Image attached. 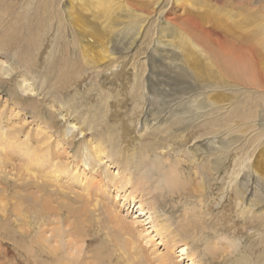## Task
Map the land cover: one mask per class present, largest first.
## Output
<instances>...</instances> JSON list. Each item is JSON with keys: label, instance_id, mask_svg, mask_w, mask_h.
<instances>
[{"label": "rangeland", "instance_id": "374dc122", "mask_svg": "<svg viewBox=\"0 0 264 264\" xmlns=\"http://www.w3.org/2000/svg\"><path fill=\"white\" fill-rule=\"evenodd\" d=\"M70 1L7 0L5 2L3 0L0 2L2 7L7 9L1 13L0 30L7 29L12 32L14 28L20 29V32L17 31V36L22 35L23 38H27L25 30L36 29L38 30L37 43L39 46L36 47L33 40L32 46L26 54L20 53L19 49H15L16 52L13 51L11 46H3L5 48L0 49V120H3V117L6 119L7 115H10V111H17V117L14 118L10 115L11 120H7L6 124L18 126L21 129V138L27 131L28 138L32 134L36 135L38 139L41 136V131H46L48 135H51L48 142H53L54 139L62 141L61 136L65 133L67 138L62 142L64 144L71 140L74 142L68 154L70 157L68 161L75 159L77 163V165H73L72 169L83 171L88 177H95L85 180L91 183L89 186H79V184L70 186L69 189L73 190V193L64 187L60 192V194L70 192L69 195L75 199H71L66 194L62 195L75 201L76 204H71L73 207L87 206L88 212L81 217L83 221L79 225V231L73 230V218L65 219L64 210L60 214L62 217L48 221V225H50L48 228H53L54 232L59 234L63 229H72V235H64L63 240H74L77 244L83 245L81 249L85 251L82 253L85 258L83 259L82 255L79 257L80 261L84 260L86 264H93L100 260L99 258L95 259L96 256L92 252L94 249L100 248L101 244H104L101 253L105 256L102 257L103 262L100 264H207L202 253L207 251L208 246H212L217 251V256L223 253L218 258L219 260L217 259L218 261L214 259L213 262L217 264H264V249L261 250L264 248L262 243V241L264 242V87L258 89L254 87V85L256 88L264 86V61L261 62L260 59L264 60V34L261 31L262 28H259L260 23L264 25V0H241L242 2L240 0H221L223 2L219 0H178L176 3L174 0H161L158 7L154 5L156 0H112L114 6L116 5L114 17L117 18V26L114 24L115 22L108 24V20H104L102 14L93 12L95 10L92 13L88 9V6L89 8L96 7L94 1L72 0L74 5L72 4V10H69ZM235 2H240L242 5L238 4L240 5L238 6ZM151 6H154L155 9L151 10L153 9ZM162 6H165V9L159 16ZM232 6L233 8H231ZM8 7L11 8L10 11ZM193 8L194 10H192ZM169 9L170 13L166 15ZM223 9L226 10L223 11ZM190 10H192L191 13H189ZM70 11L73 12L71 15L77 19L71 20ZM146 11L150 13L148 14ZM235 12L239 14V17ZM192 13L194 16L196 14V17L199 14L196 19L199 18V23L203 26L216 29L218 33L219 30H224V35L221 32V36L224 38L225 36L230 38L229 32L234 42L236 39L240 40L236 36H242L241 38L244 39V37L262 35H260L262 39L260 43L263 45L255 43V57L257 56L261 62L257 63L258 67L261 66L263 69L261 68L259 73H256L257 70H255L249 90L233 86L226 81L225 77H220L223 72L210 64L208 56L211 59V55L208 51L206 53L205 50H202V52H191V54L189 48L178 41L177 34H180L178 31L181 30H177L175 27L179 28L180 24L185 26L186 19L184 17H190ZM205 13L207 14L205 15ZM140 14L142 16L137 18L139 20L136 23L135 16H140ZM214 14L215 16L217 14L219 20L217 17L214 18ZM194 16L193 19H195ZM163 17H169L170 25L164 23ZM7 18L10 20L9 25L5 24ZM172 20L175 23H172ZM178 20H182V22L175 26L176 21L179 23ZM127 21L131 23H127ZM144 21L145 23L142 25L141 22ZM208 21L213 23V27L209 26L211 22ZM139 22L142 26L138 27L136 32L135 29H131L134 32L131 30L127 32L126 30L129 28H124L125 25L132 24L139 26ZM118 27L119 32L115 31L118 30ZM121 31L123 34L120 33ZM137 32H139L138 35ZM132 36L136 37L132 39ZM97 37L106 40V43L103 40L99 41ZM3 40L1 39L0 43ZM164 41L166 42L164 43ZM203 42L201 39V47H204L201 45L204 43L208 46L206 42ZM239 42H244V40ZM252 42H246V44ZM155 44L156 47H154ZM100 46L102 49L109 47V52L113 54L105 58L103 63L100 62L97 67H90L83 50L87 48L85 52L90 53L88 55L97 60V57L102 54L97 51L101 52ZM58 47L65 53L69 52L68 59L70 58L76 63L75 58H77L83 68L87 69L79 72L78 81L64 88L61 94L60 88L57 86V90L56 84L54 85L55 81L51 78L52 73L50 76L48 74L50 72L49 64L58 52ZM188 55L189 58L185 60ZM48 56L52 57L51 60ZM68 59L65 60L64 68L66 65L72 64ZM54 60L53 63L57 65L56 61H59ZM211 60L215 61L213 57ZM194 61L202 66L199 76L192 65ZM172 64L175 70L172 68ZM155 65L156 67H154ZM73 68V65L71 68L68 67L69 74ZM153 69L156 70L151 71ZM185 71H188L189 75L195 74L196 77H188ZM7 73L8 75H4ZM249 76L250 74L247 73L244 78ZM254 78H257L258 81L256 82ZM218 82L223 84V87L226 86L224 87L226 89L222 87L223 90H218L220 91L218 92L220 93L219 97L216 96V92L210 94L211 100H214L211 103L213 107H206V103L204 106L207 110L210 108L211 111L199 109L200 101L205 99L203 98L205 96L195 95V93H200L196 86ZM242 82L245 83L243 80ZM21 84L31 88V91H22V88L19 87ZM140 88L142 89L140 90ZM182 88H189V93L180 95L178 89ZM153 90H155V96L152 94ZM188 107L194 108L193 113H197L194 116L198 117L188 123L177 122L176 116L180 112L188 110ZM207 113L209 114L206 115ZM247 113H251L250 116L247 117ZM243 114L248 119L246 117L242 119ZM184 115L189 116L190 113ZM145 118L149 119L150 124L154 123L153 126H158V132L153 135L151 132L143 133L145 132V127H143ZM107 122L108 124H106ZM164 122L166 126L163 125ZM222 124H225L224 128H221ZM38 127H43V129L40 130ZM218 127L220 128L218 129ZM202 128L205 131L204 135ZM213 136L225 142L231 138L236 141L230 142L232 145L228 146L227 151L216 154L206 151L205 159L202 158V155L191 159L189 152L199 146L206 149L204 144H207V141H210ZM99 142L107 150L106 154L101 156L100 162L96 164L92 159L87 165L84 161L77 159L80 155L84 158L85 150L83 148H89V145L91 147ZM76 151L78 154L72 157ZM225 154L228 159L217 172H215L216 169H212V176L206 173L202 178L198 176L197 171L203 162L205 164L208 160L214 162L218 157L225 159ZM127 160L126 164L124 161ZM11 162H15L13 165L23 164V161L16 159ZM162 162L165 164L157 166ZM168 164L175 166L178 164L186 174L178 189L172 187L168 182V177L165 174ZM241 165L243 172L238 173ZM11 167H6V172L12 175ZM236 172L239 175L236 181L237 186H239V182H242L240 179H243L245 184L250 185L249 188L252 187L251 190L255 192L253 193L255 198L263 199L257 207H247L249 203L247 198H244L241 205L238 204L240 201L233 193L237 186L229 184V180ZM123 174H126L130 181L120 188L123 185L121 177ZM23 175L25 176V173ZM23 175H16L17 182H13V177H8L12 186H9L7 191L0 192V223L10 230L14 227L20 230L19 232L32 231L28 232L29 236H32L35 232L33 231L34 227H31L30 230L29 227L25 228L26 224H23L24 221L32 220L27 218L30 216L27 206L35 205V208L29 206L31 214L39 213L42 209L37 205L38 203H32V201L31 203L17 201L19 194L27 195L34 192V189H30V187L24 191L17 186L18 184L23 185V180L26 178ZM26 180L29 179L26 178ZM51 188H55L56 193L59 192L58 187ZM83 189L91 193L88 202L86 200L82 202V199L76 194V191ZM49 190L47 189L48 192H50ZM93 204H95L94 207H92ZM51 206L53 209L56 208L54 204ZM13 207H16L20 211L19 214L22 213V216L26 218L24 219L21 214L18 217L14 213ZM110 213L116 215L119 220L116 221ZM46 219L48 220L49 217ZM190 223H195L196 228H189L188 224ZM55 233L52 234L53 237ZM126 240L132 241L133 244H128ZM122 241L123 245H121ZM4 242L8 246V250L3 245L2 247L7 252L4 253L0 247V264H27L28 258L31 259V262L34 260L37 261V264L42 263V258L33 259L30 258V255V257H26L24 250L16 249L10 241ZM181 248L183 251L180 250ZM257 260L258 262H256Z\"/></svg>", "mask_w": 264, "mask_h": 264}, {"label": "bare ground", "instance_id": "6f19581e", "mask_svg": "<svg viewBox=\"0 0 264 264\" xmlns=\"http://www.w3.org/2000/svg\"><path fill=\"white\" fill-rule=\"evenodd\" d=\"M3 0H0V2H2ZM5 2L7 0H4ZM82 1V0H81ZM91 1H94L95 3V6L96 7H90L88 6V9L91 10V12L93 10V12H96L97 14H102L104 16V20H108V24L110 23H114L115 25L117 24L116 20L117 18L114 17V12L116 10V5L114 6L113 4V1L112 0H91ZM159 1L161 0H156V3H154V5L156 7H158V3ZM170 1V0H169ZM168 1V2H169ZM173 1V0H172ZM175 3L178 1V0H174ZM185 1V0H184ZM183 1V2H184ZM214 1V0H213ZM221 1V0H219ZM229 1V0H228ZM239 1V0H238ZM241 1V0H240ZM83 2V1H82ZM153 2V1H152ZM155 2V1H154ZM165 2V1H164ZM167 2V1H166ZM223 2V1H221ZM227 2V1H226ZM232 2V1H230ZM242 2V1H241ZM65 3V2H64ZM89 3H93V2H89ZM103 3V4H101ZM162 3V2H161ZM185 3V2H184ZM211 3V2H210ZM216 3V1H215ZM218 3V2H217ZM238 4H241L240 2H235ZM245 3V2H244ZM247 3V2H246ZM249 3V2H248ZM7 5V3H4ZM70 9L69 10H72V6L74 5L72 3V0L70 1ZM73 4V5H72ZM93 4V5H94ZM148 4V3H147ZM151 4V3H150ZM153 4V3H152ZM189 4V3H188ZM204 4V3H203ZM219 4V3H218ZM252 4V3H251ZM1 5V3H0ZM91 5V6H93ZM164 5V4H163ZM168 5V4H167ZM186 5V4H185ZM217 5V4H216ZM215 5V6H216ZM225 5V4H223ZM242 5V4H241ZM244 5V4H243ZM123 6V5H122ZM182 6V5H181ZM211 6V4H210ZM235 6V5H234ZM240 6V5H238ZM246 6H248L246 4ZM11 7V6H10ZM109 7V8H108ZM124 7V6H123ZM126 7V6H125ZM153 7V9L151 10H154L155 7L154 6H151ZM163 8H161V11H159V16L160 13L165 9V6H162ZM183 7V6H182ZM217 7V6H216ZM237 7V6H236ZM9 8V7H8ZM127 8V7H126ZM148 8V6H147ZM190 8V7H189ZM209 8V7H208ZM226 8V7H225ZM229 8V7H228ZM233 8V6L231 7ZM238 8V7H237ZM261 8H262V5H261ZM4 7H2V5L0 6V20H1V13H4ZM11 8H9V11H10ZM87 9V10H88ZM213 9V8H212ZM216 9V8H214ZM220 9V8H219ZM246 9V8H245ZM7 9H5L6 11ZM89 10V11H90ZM194 10V8L192 9ZM189 13H191V11ZM197 10V9H196ZM199 10V9H198ZM218 10V8H217ZM226 10V9H223V11ZM233 10V9H231ZM150 11V10H149ZM149 11H146L148 12V14L151 12ZM170 9L166 12V15H169V12ZM215 11V10H214ZM220 11V10H219ZM218 11V12H219ZM222 11V10H221ZM236 11V10H235ZM248 11V10H247ZM72 11H70L69 13V16H71V20L72 19H77V18H74L71 14H73V12L71 13ZM92 12V13H93ZM187 12V11H185ZM194 12V11H193ZM212 12V11H211ZM217 13V11H215ZM227 13L229 11H226ZM12 13V12H10ZM67 13V12H66ZM154 13V12H152ZM184 13V12H183ZM188 13V14H189ZM196 13V12H195ZM209 13V12H208ZM213 13V12H212ZM227 13H224L227 15ZM237 12H235L236 14ZM137 14V13H136ZM187 14V13H185ZM193 14V13H192ZM191 14V16H192ZM207 13H205L206 15ZM210 14V13H209ZM238 14V13H237ZM236 14V16H237ZM247 14V13H246ZM6 15V14H5ZM94 15V14H93ZM113 15V16H112ZM133 16V14H132ZM142 14H140V16H135V20H136V23H138V20L137 18L141 17ZM151 16V14H150ZM190 16V17H191ZM194 16V14H193ZM193 16L190 18V17H184L186 20H185V26L183 28V26L180 24L181 21H179V23H177L176 21V24L175 26H177V24H180L178 25L179 28L175 27L177 30H181V31H178V33L180 32V34H177V38H178V41L182 44V45H185L189 48V52H199L202 50H205V52L209 53V55H211V59L212 57L214 58L215 61L211 60L210 57L208 56L209 58V61H210V64L212 66H215V67H218L220 69V71L223 72L222 76L220 77H225L231 85L233 86H239L241 88H247L248 90L251 88V85H252V78H253V75L255 73V70L256 73H259V71H261L260 69L263 67L260 66V68L258 67V62L259 64L264 61L263 58H260L261 59V62L259 60V58L257 57V59L259 61H256L257 59H254L256 58L255 57V52H256V45L255 43H259V45H263V43H260L261 42V34H258L256 36H251L253 38V42H252V38L251 37H247L244 39L241 38L240 36H236V38L240 39V40H237L236 39V42H234V40L232 39V35L228 32V34L230 35V38H225L223 36H221V32L223 33V31L219 30V33L216 31V29H211L210 27H206L205 25L203 26L202 24L199 23V18L198 20L196 19L197 17H199V14H197V17H196V14H195V19H193ZM223 16V15H222ZM5 17V16H4ZM118 17V16H117ZM131 17V16H130ZM144 17V16H143ZM148 17V16H146ZM158 17V16H157ZM157 17H156V21H157ZM167 17V16H166ZM181 18L183 16H180ZM203 17V16H202ZM207 17V16H205ZM217 17V14L215 16L214 14V18ZM238 17H239V14H238ZM70 18V17H69ZM126 18V17H125ZM132 18V17H131ZM145 18V17H144ZM149 18V17H148ZM158 18H161V17H158ZM164 23L165 24H169L171 23L168 22V18H165ZM176 18V17H175ZM204 18V17H203ZM202 18V21H204ZM218 18V17H217ZM229 18V17H228ZM11 19V18H10ZM133 19V20H134ZM174 19V18H173ZM177 19V18H176ZM179 19V17H178ZM234 19V18H233ZM4 20V19H3ZM131 20V21H133ZM146 20V19H145ZM175 20V19H174ZM174 20H172V23H175L173 22ZM184 20V19H183ZM210 20V19H209ZM213 20V19H212ZM219 20V18H218ZM74 21V20H73ZM125 21V20H124ZM123 21V22H124ZM147 21V20H146ZM106 22V21H105ZM135 22V21H133ZM208 22H211V21H208ZM216 22V20H215ZM234 22V21H233ZM263 22H264V19H263ZM119 23V22H118ZM122 23V21H121ZM127 23H131V22H128ZM134 23V24H136ZM145 21L141 24L144 25ZM184 23V22H183ZM182 23V24H183ZM212 23V22H211ZM209 24V26L213 25L212 24ZM221 23V22H220ZM243 23V22H242ZM5 24H10V20L9 18L6 19V23ZM13 24V23H12ZM107 24V23H105ZM123 24V23H122ZM121 24V25H122ZM234 24V23H233ZM236 24V23H235ZM114 25V26H115ZM125 25V24H124ZM140 22H139V26L137 24L136 25H125L124 28H129V29H125L127 32L130 31L131 29H135L134 31L136 32V29L140 26ZM160 25V24H159ZM174 26V24H172ZM229 25V24H228ZM227 25V26H228ZM231 25V23H230ZM240 25V24H238ZM24 26V25H23ZM22 26V27H23ZM108 26V25H107ZM117 26V25H116ZM115 26V28H116ZM127 26V27H126ZM162 27L165 26V25H161ZM236 26V25H235ZM259 28H262L261 31L262 33L264 34V25L263 24H259ZM11 27V26H10ZM110 27V26H109ZM108 27V28H109ZM123 27V25H122ZM167 27V26H166ZM182 27V29H180ZM213 27V26H212ZM238 27V26H237ZM13 28V27H12ZM112 28V27H110ZM141 28V27H140ZM139 28V29H140ZM169 28V26H168ZM171 28V26H170ZM216 28V27H215ZM244 28V27H243ZM26 29V28H25ZM113 29V28H112ZM138 29V30H139ZM250 29V28H249ZM13 31L11 32V30H7V29H2L0 30V40L1 39H4L1 43H0V49H3L5 47L3 46H11L10 48H12L13 51L16 52L15 49H19L20 53H27L30 49V47L32 46V42L34 40V45H36V47H39L38 46V43H37V40H38V30H31V29H26V36L27 38H23L22 35H18V36H21V37H18L17 36V33L20 32L21 30L20 29H12ZM20 30V31H19ZM137 30V31H138ZM168 30V29H166ZM218 30V29H217ZM231 30V29H229ZM260 30V29H259ZM258 30V31H259ZM18 31V32H17ZM117 32L120 31L119 27H118V30H115ZM133 31V30H131ZM133 31V32H134ZM162 31H164L162 29ZM171 31V30H169ZM257 31V29H256ZM144 32V31H143ZM159 32V31H158ZM157 32V33H158ZM167 32V31H166ZM173 32V31H172ZM252 32V31H251ZM255 32V31H254ZM121 34L122 31L120 32ZM139 32H137V35H138ZM165 33V32H164ZM256 33V32H255ZM260 33V32H259ZM25 34V33H24ZM131 34V32H130ZM162 34V33H161ZM227 34V32L225 33V35ZM234 34V33H233ZM252 34V33H251ZM132 35H136V34H132ZM163 35V34H162ZM176 35V34H175ZM224 35V33H223ZM228 35V36H229ZM261 35V36H260ZM85 37V36H84ZM133 37H136V36H132V39ZM98 38V37H97ZM101 38H103L101 36ZM100 37L98 38V40H103L101 39ZM263 38V37H262ZM83 39V38H82ZM120 39V38H119ZM118 39V40H119ZM201 39H202V42H206L208 44V46L204 44H201V45H204V47H201L200 46V42H201ZM96 41H98L97 39H95ZM177 40V39H176ZM241 40H244V42H239ZM83 41V40H82ZM105 41L106 43V40H103ZM102 41V43H103ZM109 41V40H108ZM52 42V41H51ZM158 42V41H157ZM166 41H164L165 43ZM246 42H252L251 44H246ZM4 43V44H3ZM86 43V42H85ZM89 43V42H88ZM98 43V42H97ZM3 44V45H2ZM101 44V43H100ZM99 44V45H100ZM104 44V43H103ZM102 44V45H103ZM110 45V43H108ZM116 44V43H115ZM122 44V43H121ZM161 44V42H160ZM69 45V44H68ZM90 45V44H89ZM118 45V44H117ZM164 45V44H163ZM85 46V45H84ZM98 46V44H97ZM111 46V45H110ZM161 46V45H160ZM167 47V44L165 45ZM101 47V46H100ZM115 47V46H113ZM124 47V46H122ZM121 47V48H122ZM156 47V44L155 46ZM165 47V48H166ZM59 48V47H58ZM85 48V47H83ZM82 48V50H83ZM120 48V49H121ZM159 48V47H158ZM61 48L58 49V52L54 55V58L53 60L55 59V56H56V59L55 60H58L59 62L56 61V63H58L57 65H55L53 63V60L50 62L49 66H50V72L48 73L49 76L50 74L52 73L51 75V78L55 81L54 82V85L56 84V87L58 86L60 88L61 91L60 94L62 93V90L64 88H67L71 83L73 82H77L78 81V78L79 77V72H82V71H85L87 69L83 68L82 64L78 61L77 58H75V61L76 63H74L73 61L70 60V58L68 59L67 55H69L67 53L64 52V50H60ZM64 49V48H63ZM87 49V48H86ZM86 49L83 50V54L85 55V57L88 59V63H89V66L90 67H97V65H99L100 62L102 61H105L106 59L105 58H108L110 57L113 53L112 52H109V47L108 48H104L100 50L101 52L98 51V53H102L100 54V56L97 57V60L93 59L92 56L90 57V53L87 54ZM124 49V48H122ZM128 49V48H127ZM113 50V49H112ZM115 50V49H114ZM117 50V49H116ZM156 50V49H155ZM154 50V51H155ZM194 50V51H193ZM261 50V49H260ZM264 50V49H263ZM204 52V51H203ZM204 52V53H205ZM96 53V52H95ZM94 54V53H93ZM97 54V53H96ZM192 54V53H191ZM199 54V53H198ZM206 55V54H205ZM208 55V54H207ZM89 56V57H88ZM198 56V55H197ZM204 56V55H203ZM73 57V56H72ZM20 58V57H19ZM48 58H50V56H48ZM47 58V59H48ZM52 58V57H51ZM50 58V60H51ZM170 58V57H169ZM187 58H189V55L185 57V60H187ZM68 59V61L70 62L71 61V65H66L65 68H64V64H65V60ZM105 59V60H104ZM168 59V57H167ZM54 60V61H55ZM255 60V61H254ZM15 61V60H14ZM170 62V61H169ZM18 63V62H17ZM61 63V64H60ZM103 63V62H102ZM61 65V66H60ZM72 65L74 66V68L71 70V75L69 74L68 72V67L71 68ZM153 65V64H152ZM192 65L194 66V68L196 69L197 71V75L199 76V71L201 70V67L202 66H199V64L194 61L192 63ZM163 66V65H162ZM171 66V64H170ZM153 67V66H152ZM151 67V68H152ZM156 67V65L154 66ZM176 67V65H175ZM172 68H173V64H172ZM177 68V67H176ZM193 68V67H192ZM167 69V68H166ZM174 69V68H173ZM183 69V68H182ZM90 70V69H89ZM156 69H153L151 71H154ZM175 70V69H174ZM165 72V70H163ZM218 71V70H217ZM264 71V69H263ZM104 72V71H103ZM156 72V71H155ZM176 72V71H175ZM186 72V71H185ZM188 72V71H187ZM187 74L188 77H196L195 74L191 73L190 75ZM230 72V73H229ZM74 73H76V75H74ZM150 73V72H149ZM148 73V74H149ZM179 73V72H178ZM249 73L250 76L248 78H244L245 74ZM182 74V73H181ZM4 75H8L7 74H4ZM150 76H152L151 74H149ZM155 75V74H154ZM178 75V74H176ZM220 75V74H219ZM264 75V73H263ZM180 76V75H179ZM8 77V76H7ZM140 78V77H139ZM148 78V77H147ZM5 79V77H4ZM7 79V78H6ZM51 79V80H52ZM199 79V78H197ZM255 79V78H254ZM257 79V78H256ZM255 81L257 82L258 80ZM8 80V79H7ZM136 80V79H135ZM245 81V83L242 82ZM154 81V80H153ZM224 82V81H223ZM222 82V83H223ZM194 84H196V82H194ZM225 84V83H224ZM258 84V83H257ZM260 84V83H259ZM264 84V82H263ZM9 85V84H8ZM3 86V85H2ZM51 86V85H50ZM193 86V85H192ZM18 87V86H17ZM20 88H22V91H25V90H30L31 91V88L29 87H26L24 86L23 84L19 85ZM58 87H57V90H58ZM223 84L221 85L220 82L218 83H215V84H205V85H200V86H196V88H199L200 90V93L199 94H196V96H205L203 98L205 99H201L200 101V105L199 106V109H204V111H208L210 110V108L207 110L206 107H209L211 106L213 103V101L211 100V93H214L216 92V96L219 97L220 89L223 90ZM255 89H258L259 87H264V86H258L256 88V86L254 85ZM53 88V86H52ZM87 88V87H86ZM229 88V87H228ZM142 88H140L141 90ZM226 89V88H224ZM235 89V88H234ZM12 90V89H11ZM55 90V89H54ZM137 92H138V88L136 89ZM180 92L178 93H181L180 95H185V94H188L189 93V88H182V89H178ZM230 90V89H229ZM247 90V91H248ZM252 90V89H251ZM134 92V91H133ZM132 92V93H133ZM155 90H153V93L154 94ZM261 92V91H260ZM259 92V93H260ZM263 92V91H262ZM158 93V92H157ZM15 94V93H14ZM115 94V93H114ZM134 94V93H133ZM142 94V93H141ZM257 94V93H256ZM55 95V94H54ZM136 95V93H135ZM262 95V94H261ZM61 96V95H60ZM109 96V95H108ZM114 96V95H113ZM117 96V95H116ZM155 96V94L153 95ZM158 96V95H157ZM215 96V95H214ZM111 97V96H110ZM144 97V96H142ZM106 98V97H105ZM115 98V97H114ZM157 98V97H156ZM216 99V97H213ZM222 98V96H221ZM17 99V98H16ZM260 99V98H259ZM151 100V99H150ZM205 100V101H204ZM221 100V99H220ZM17 101V100H15ZM216 101V100H215ZM103 103V101H102ZM137 103V102H136ZM206 103V107L204 106V104ZM135 105V104H134ZM150 106H151V102H150ZM213 107V106H211ZM136 108H139L136 106ZM220 108V107H219ZM134 109V107H133ZM213 109V108H212ZM160 110V108H159ZM162 111V110H160ZM194 111V108H190L188 107V110H185L183 112H180L177 116H176V120L177 122L179 123H188L189 121H193L192 119H196L198 116H194L196 115L197 113H193ZM211 111V110H210ZM16 112L17 111H10V115L11 117L16 116ZM185 113H190L189 116L187 115H184ZM211 113V112H210ZM209 113H207L206 115H208ZM214 114V113H213ZM251 113H247V117L250 116ZM10 115H7L6 119H4V117L2 118L3 120H0V192L2 191H7V188L9 186H12L10 181L7 179L8 177H13V182H17L18 181V178H16V175H23V173H25V176L27 179L29 180H23V186L22 184H18L17 186L20 187L21 189L20 190H24L26 191V189H28V187H30V189H34V192H30L28 193L27 195H21L19 194V196L17 197V201L19 203H38L37 205L42 209L41 212L39 213H36V212H33L31 214V209L29 208V206L31 208H35V205H32V204H29V206H27V209L29 211V214L30 215L29 217L27 218H31L32 220L30 221H24L23 224H26L25 225V228H28L29 229L32 227L33 228V231H35L33 233V235L29 236V233L32 232V231H28L25 233V231L23 232H19L20 230L18 229H14L12 228V230H10L7 226L3 225L0 223V247L2 248V251L4 253H7L6 250L2 247L3 245L6 246V243L4 241H10L12 242L11 244L14 245V247L16 249L18 248H21L22 250H24L25 252V255L26 257H30V258H33V259H36L37 257L39 258H42V263L41 264H86V261H80V255H82V253H85V251H83L81 248L83 245H80V244H77L74 240H63L64 238V235H72L73 231L72 229H63L61 230L60 234L59 233H55L54 232V229L53 228H48L50 227V225H48V221L49 220H54V219H58L60 217H62L60 214H62V211L64 210V213H65V219L68 220L69 218H73L74 221H73V230H75V232L79 231V225L80 223L83 221V219H81L82 216H84L87 212H88V209H87V206H84L83 208H75L73 207L72 205L76 204L74 203L75 201H72V200H69L66 196H63L62 194H66V195H69L70 192L73 193V190L69 189L70 186H72L73 184H79V186H89L91 185L90 182L88 181H85L87 179H93L95 178L94 176H87L85 172H80L79 170L77 171L76 169H72L73 165H77L76 163V160L75 159H72L70 161H68L70 157H68V154L70 153L69 152V149L71 148V146H73L74 142L71 141H68L67 143L65 142V144L62 142L64 140H66L65 138H67L66 134L63 133V135L61 136L62 137V141L59 140V139H54L53 142H48V140L50 139L51 135H48V132L46 131H41V136H39V138L37 139L36 135H30V138H28V134H27V131L24 132V136L23 138L20 137V131L21 129L12 124V125H8L6 124L7 120H11V117ZM200 115V114H199ZM203 115H205V113H203ZM245 114H243V118L242 119H245L246 117ZM241 116V115H240ZM17 117V116H16ZM242 117V116H241ZM246 117V119H248ZM206 118V117H205ZM208 118V117H207ZM217 118V117H216ZM219 118V116H218ZM217 118V119H218ZM222 118V117H221ZM211 119V118H210ZM222 119H225V118H222ZM241 119V118H240ZM250 119V118H249ZM128 120V119H127ZM132 120V119H130ZM213 120V119H212ZM210 120V121H212ZM216 120V119H215ZM214 120V121H215ZM220 120V119H219ZM98 121V120H97ZM105 121V120H104ZM149 119L148 118H145L143 119V127H145V132L143 133H150L153 135L154 133L158 132V126H153L154 123H149L148 122ZM217 121V120H216ZM215 121V123H217ZM101 122V121H100ZM221 122V121H220ZM212 123H214L212 121ZM219 123V122H218ZM108 124V122L106 123ZM101 125V124H100ZM160 125V124H159ZM164 126H166L165 122L163 123ZM214 125V124H212ZM224 125L225 124H222V127L221 128H224ZM227 126V125H226ZM225 126V127H226ZM108 127V125H107ZM131 127V126H130ZM203 127V126H202ZM214 127V126H212ZM19 128V129H17ZM205 128V127H204ZM207 128V127H206ZM220 127H218L219 129ZM38 129L42 130L43 127H38ZM144 129V128H143ZM209 129V128H207ZM217 129V128H216ZM203 130V128H202ZM60 133V132H59ZM203 135L205 133V131L203 130ZM34 134H35V131H34ZM124 134V132H123ZM122 134V135H123ZM57 136V135H56ZM73 138V136H72ZM209 140V139H208ZM236 141V139L234 140V138H231L230 140H227L226 142L223 141L222 139H217L216 137L213 136L212 139H210V141H207V144H204L205 145V148L206 149H202L200 146L195 149L194 151H190L189 154L191 155V159H194L195 156L197 155H202L204 158L205 154H206V151L207 153H212V154H216L217 152H224V151H227V148L228 146L232 145V143L230 144V142H234ZM93 143V142H92ZM81 148V147H80ZM72 149V148H71ZM83 150H85V155H84V158H82V155H80L77 159H80L79 161H84L87 165L90 164V160L93 159V161L97 164L98 162L101 161L102 157L104 154H106L107 150H106V147L104 145H102L101 142L97 143L96 145L94 146H91L89 145V148L88 147H85L83 148ZM118 153V152H117ZM78 154V151H76L72 157L76 156ZM227 154V153H226ZM226 154L224 155L226 157ZM17 157V158H16ZM224 157V158H225ZM82 158V160H81ZM14 159L16 160H21L23 161V164L21 165H13L15 162H11V161H14ZM205 159V158H204ZM228 159V156L223 159V158H220L218 157L217 159H215L214 162H210V160H208V162L205 164L204 162L200 165V168L198 169L197 173L199 174L198 176L199 177H204V173H206L207 175H213L212 174V169H216L215 172H217L219 170V167L221 165H223V163ZM126 164L128 163V160L127 161H124ZM165 163H158V165H164ZM168 168L166 169V172L165 174L167 175L168 177V182L169 184L172 186V187H175L176 189H178V186L179 184H181V180L184 179L186 177V174L185 172L181 169V167L177 164L176 166L174 164H168ZM8 166H12L10 169L13 170V173L12 175L9 174L8 172H6V167ZM77 167V166H76ZM165 167V166H164ZM163 167V168H164ZM160 168V167H159ZM240 171H238V173H240L241 171L243 172V167L242 165L240 166L239 168ZM238 173L236 172L235 175H233V177L229 180V184H233V186H237V180H238ZM243 174V173H242ZM249 174V173H248ZM244 175V174H243ZM3 176V177H2ZM246 176V175H244ZM19 177V176H18ZM122 184L120 188H123V186L125 184H127L130 180L128 178V176H126V174H123L122 176ZM21 179H24L22 177H20ZM82 179H84L82 181ZM32 181V182H30ZM240 181L242 182H239V186H237L235 189H234V196L236 197V199H239V203L241 205V202L244 201V198H247V202L248 203V206L249 208L251 207H257L259 205V203L263 200L261 198H255V195H253V192L251 190V188H249V184L248 183H244L243 179ZM247 181V180H246ZM252 181V179H251ZM30 182V183H28ZM101 182V181H100ZM236 182V183H234ZM253 183V182H252ZM169 185V186H170ZM13 187H15V185L13 184ZM51 187H58L59 188V192L56 193V190L55 188H51ZM62 187L64 188H67L70 190V192H63L60 194V192H62ZM167 187V186H166ZM47 189L50 191L48 192ZM20 190H17L20 192ZM29 191V190H28ZM233 191V190H232ZM252 191V192H251ZM26 193V192H25ZM1 194V193H0ZM76 194L77 196L82 199V202L83 201H89V198H90V194L89 192H87L85 189L83 190H79V191H76ZM88 194V196H86ZM231 195V194H230ZM69 197L71 199H75L74 197H72L71 195H69ZM254 197V198H252ZM246 201V200H245ZM246 202V204H247ZM52 204L55 205V209H53V207L51 206ZM72 204V205H71ZM236 204V203H235ZM237 204V205H238ZM79 205V204H77ZM239 205V206H240ZM17 206V205H15ZM95 204H93L92 207H94ZM246 207V208H247ZM248 208V210H249ZM2 209V208H1ZM241 209V208H240ZM239 209V210H240ZM6 210V209H5ZM13 211L14 213L20 217V214L22 216V213L19 214L20 211H18L16 209V207H13ZM245 211V210H244ZM251 211V209H250ZM59 212V213H57ZM244 213V212H242ZM112 214V213H110ZM238 214V213H237ZM38 215V216H37ZM7 216V215H6ZM24 217V216H22ZM46 217H49V219L47 220ZM110 217V216H109ZM112 217L117 221L119 220L118 217L114 214H112ZM9 218V217H8ZM26 217H24L25 219ZM5 219V218H3ZM17 219V218H16ZM111 219V218H110ZM8 220V219H7ZM6 220V221H7ZM11 223V222H10ZM14 224V223H12ZM12 227V225H10ZM15 226V225H14ZM18 226V225H17ZM27 226V227H26ZM258 226V225H257ZM261 226V225H259ZM20 227V226H19ZM188 227L189 228H192V229H195L196 228V224L195 223H190L188 224ZM187 227V228H188ZM18 228V227H17ZM25 228H23L25 230ZM31 228V229H32ZM258 228V227H257ZM22 229V230H23ZM28 229V230H29ZM30 229V230H31ZM186 229V228H185ZM186 231V230H185ZM257 231V230H256ZM260 231V230H259ZM255 233V231H252V233ZM28 233V234H27ZM55 233V236L53 237L52 234ZM58 236V237H57ZM18 238V239H17ZM263 238V237H262ZM25 240H28V241H25ZM258 240V238H257ZM128 244H133L132 241H128ZM254 241V240H253ZM28 242V243H27ZM27 243V244H26ZM261 243V241H260ZM262 243L264 244V242L262 241ZM124 242L122 241L121 245H123ZM257 244V243H256ZM255 245V244H254ZM253 245V246H254ZM257 246V245H256ZM264 246V245H263ZM248 247V246H247ZM262 247V246H260ZM11 248V247H10ZM14 248V250H15ZM104 248V244H101L100 245V248L98 249H94L92 254L95 257V259H100V260H97L96 263H93V264H100L103 262V256H105L104 254L101 253V251L103 250ZM204 248V247H203ZM254 248V247H252ZM6 249L8 250V246H6ZM206 249V248H205ZM251 249V248H250ZM264 248H262L261 250L263 251ZM181 251H183V248L180 249ZM245 250V249H244ZM248 250V249H247ZM258 250V249H257ZM13 251V250H12ZM216 250L213 249L212 246H208L207 247V251L203 252L202 255L204 257V259L209 263V264H217L216 262H213L214 259L217 260L219 257H221L223 255V253L219 256H217V251L215 252ZM252 251V249H251ZM1 252V251H0ZM21 252V251H20ZM36 252V253H35ZM227 253V252H226ZM245 253V251H244ZM255 253V252H254ZM258 253V252H257ZM21 254V253H20ZM259 254V253H258ZM262 255V253H260ZM30 255V256H29ZM193 255V254H192ZM5 256V255H4ZM192 257V256H191ZM252 257V256H251ZM254 257V256H253ZM264 257V256H263ZM24 258V256H23ZM38 258V261L40 262ZM82 258L84 259V255H82ZM261 258V256H260ZM258 257V259H260ZM105 259V258H104ZM203 259V258H202ZM203 259V260H204ZM247 259V258H246ZM250 259V258H249ZM252 259V258H251ZM5 260V259H4ZM7 260V259H6ZM23 260V259H22ZM219 260V259H218ZM217 260V261H218ZM264 260V259H263ZM37 261H34L32 260L31 262V259L28 258V262H26L27 264H37L36 263ZM247 262V261H246ZM258 262V260L256 261ZM207 263V264H208ZM6 264V263H5Z\"/></svg>", "mask_w": 264, "mask_h": 264}]
</instances>
